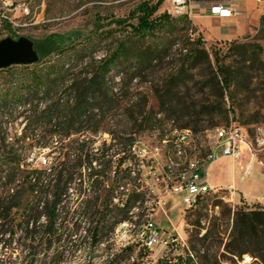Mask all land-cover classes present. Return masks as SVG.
<instances>
[{
	"label": "trees",
	"instance_id": "obj_1",
	"mask_svg": "<svg viewBox=\"0 0 264 264\" xmlns=\"http://www.w3.org/2000/svg\"><path fill=\"white\" fill-rule=\"evenodd\" d=\"M164 1H141L133 11L137 23L131 24V29L100 59L93 57L95 39L67 45L48 36L34 43L39 55L37 63L0 70L5 74L4 81L0 82V117L19 109L29 113L24 133L15 139L1 135L3 123H0V235L20 233L29 239L25 243V250L31 253L28 264L36 261V238H40L39 245H46L47 251L54 250L53 255L41 264H60L66 251L61 247L74 241L82 228L81 222L89 226L87 237L91 254L95 247L105 242V230L112 212L118 210L121 216L113 226L132 221L136 216L134 207L143 201L144 194L138 191L137 185L128 189L121 174L132 167V163L126 168L123 165L132 161L130 155L137 143L135 138H125L126 132L122 136L112 134L115 144L124 145V154L118 158L114 178L108 182L104 180V174L111 168V162L103 160L107 150L100 147L94 151L92 144L80 143L79 139H72L63 147L57 145L59 140L73 134L99 132L106 114L120 107L115 98V86L126 79L130 83L140 78L164 58L160 34L180 23L188 30L198 31L187 13L165 11L157 14ZM260 21L264 26V14ZM206 44L207 40L199 33L191 47L183 48L179 65L155 90L159 103L157 111L147 114L146 98L131 105L127 115L132 127L153 128L163 123L160 119L163 116L174 128L190 129L197 134L204 128V116L212 115L214 110L226 117L232 113L235 109L232 87L242 78V68L228 58L237 53L246 58L251 51L236 40L230 41L224 54L212 47L207 49ZM253 52L259 56L258 51ZM88 56L90 61H86ZM131 60L134 71L121 70L124 63ZM202 67L206 73L202 75L204 79L199 92L207 97L199 100L189 84L195 81L198 74L195 72ZM76 68L81 69L74 72ZM117 77L119 81H116ZM208 88L211 89L209 93ZM212 94L216 96L214 103L210 99ZM226 99L229 100L228 108ZM41 104L43 107L39 110ZM180 121L182 124L178 125ZM43 127H48L50 137L43 136L40 146L56 154L54 164L48 169H22L17 145L22 141H33L36 130ZM54 142H58L57 145H53ZM122 186L127 190H121ZM71 190H76L82 197L78 205L70 198ZM215 194L200 197L196 207L185 209L192 225L188 242L182 245L172 239L154 264H239L246 254L264 264V209L240 207L233 211L228 208L226 213L210 219L209 213L203 210L209 206L210 199L216 198ZM115 197L118 202H114ZM222 203V199H216L213 205L219 207ZM231 222L227 233L226 228L221 227ZM138 246L137 257H134ZM152 252L153 249L143 244L138 235L135 242L110 251L104 264H143ZM85 264L93 263L89 259Z\"/></svg>",
	"mask_w": 264,
	"mask_h": 264
},
{
	"label": "rangeland",
	"instance_id": "obj_2",
	"mask_svg": "<svg viewBox=\"0 0 264 264\" xmlns=\"http://www.w3.org/2000/svg\"><path fill=\"white\" fill-rule=\"evenodd\" d=\"M141 1L144 0H0V11L10 5H12L11 8L13 9L15 5L21 3L26 4L30 9L29 14L24 13V16L19 9H13L10 15L15 17L18 26L10 25L8 27L6 25L0 29V39L8 36L13 38L26 36L37 44L39 40L50 36L68 45L83 42L90 38L97 41V43L94 42L93 57L100 59L131 29V24L137 23V19L133 16V11ZM151 1L156 2L157 0ZM214 1L220 2L223 0ZM254 3L252 0V4ZM261 4H264V1ZM207 5L210 6L211 4ZM171 9V0H165L157 14ZM196 9L198 10V6ZM194 21L193 23L196 25ZM197 28L198 31L196 32L188 30L180 23L174 28H169L160 34L159 37L163 46L161 54L164 58L155 68L149 70L140 78L134 79L130 83L126 79L124 83L115 86V98L120 107L106 114L107 116L103 120L98 133L80 132L73 134L70 138L59 140V143H53V145H57L58 143L57 146L62 145L63 147L70 140L79 139L80 143L84 141L87 145L92 144L94 151L100 147L107 150L103 160L111 162V168L104 174V180L108 182L114 178V165L118 158L124 154V145L115 144V141L112 140V134L115 133L122 136L126 132L124 134L125 138L131 137L137 140V149L136 152L132 151L130 155L132 167L130 170L121 173L125 177L123 181L128 189L137 185L144 194L143 201H140L139 210H135L136 216L132 221L113 226L114 221L118 220L121 216L118 210L112 212L105 230L107 235L106 240L100 246L95 247L91 254H89L90 241L87 237L89 226L81 222L82 228L78 235L74 237V241L67 243L65 247H61L63 250L66 249V251L60 264H85L89 259L93 264H104L110 251H117L125 245L136 241L141 229L140 225L144 223V213L153 208L155 209L154 220L158 223L159 227H162L160 234L162 240L170 242L174 239L178 243L185 245L188 242L192 229L190 219L188 218L189 213H185L187 207L182 200V196L173 194L167 190L166 181L164 180V168L169 163L170 170H182L186 167L187 159L197 158L196 151L198 149L199 157H205L204 155L209 151L207 149L215 141L214 129L219 126L231 123L243 125L246 122L245 127L252 132L260 124H264V26L261 25L260 20L256 25H251L247 32L235 39L239 45H247L251 51L246 54V58L240 53H237L232 58H228V61L233 60L242 68V78L240 77L236 80L232 87L235 96V109L228 117L220 114L219 110H214L212 115L204 116V120L202 121L204 128L196 134L191 146H184V156L179 155L175 150L173 141L176 134L172 122L168 121L167 118L164 119L161 116L160 119L163 120V123H159V125H155L149 129L134 128L129 123L127 110L133 103L143 102L146 98L148 100L146 106L147 114L159 109L155 90L161 87L164 78L172 69H175L179 65L182 53L184 52L183 48L191 47L192 41L197 39L199 33L204 36L200 28L198 26ZM229 46L230 41L221 40H209L206 44L207 49L212 47V49L220 50L223 54L226 53ZM253 51H258L259 56L255 55ZM90 59L88 56L86 61H90ZM211 59L214 65L215 62L212 56ZM133 64V60L125 62L121 70L124 69L128 73H132L134 71L132 69ZM128 67H131V69L127 70ZM80 69L76 68L74 72H78ZM195 73L198 74H196L195 81L190 82L189 87L196 94V99L203 100L207 96L202 95L199 90L202 87L201 82L204 79L202 75L206 73V69L202 67ZM4 75L3 72L0 73L1 83L4 81ZM116 81H119V77H117ZM207 91L209 93L211 89L208 88ZM210 99L214 103L216 96L212 94ZM225 106L229 107L228 99H226ZM42 107L43 105L41 104L39 110ZM28 114L23 113V109H19L11 115L1 116L0 123H3L1 127L2 131L0 130L1 135L14 139L21 136L28 121L26 118ZM98 117L102 118L101 115ZM179 124H182L181 121ZM205 127L208 128L205 129ZM30 133L28 131V134ZM36 133L37 136L33 141H22L17 145L22 159V169H48L54 164L56 154L51 152L49 148L40 146L43 143V136L46 139L50 137L48 136V127L36 130ZM44 160H46V164H44ZM247 161L248 156H244L238 160L237 179L240 186H249L252 196H248L238 190L234 194H231L226 188H216L215 192H210L216 193V198L210 199L208 202L209 206L203 210L204 213H209L210 219L226 213L228 208H231L233 211L240 207L264 209L263 169L258 163H255L252 172L247 176L248 178L243 180L239 176L240 173L244 172ZM148 162L153 163L156 167L155 177L149 172V168L147 167ZM143 166L147 168H143ZM139 169H142V174L138 172ZM84 172L88 173V170ZM212 175V169L209 168L208 183L210 186L225 185L231 182L233 175V162L231 158L219 162V167L216 171V181H213ZM139 178L142 180H139ZM69 193L70 198L78 205L82 199L80 194L76 190H71ZM161 198L164 201V208L157 209L158 201ZM216 199H222L223 201L219 207H214L213 205ZM138 222H141V224H138ZM231 224L232 222L221 228H226L227 233H229ZM6 228L7 226L4 227V229ZM202 232L204 233L205 230ZM39 241L40 238H36L37 247L34 249L36 253L34 259L36 261L33 264H41L44 259L48 260L54 252L53 249L47 251L46 245H39ZM28 242L29 239L24 238L20 233L15 236L0 235V264H28L31 257V253L25 250V243ZM63 242L62 244H64ZM167 245L162 244V242L158 244L153 249L150 258L143 264L156 263L163 256ZM139 248L140 246L136 248L134 257H137ZM251 264H260V262L256 259Z\"/></svg>",
	"mask_w": 264,
	"mask_h": 264
},
{
	"label": "built area",
	"instance_id": "obj_3",
	"mask_svg": "<svg viewBox=\"0 0 264 264\" xmlns=\"http://www.w3.org/2000/svg\"><path fill=\"white\" fill-rule=\"evenodd\" d=\"M260 3L263 0H255ZM172 8L187 9L188 15L192 14V4L191 0H171ZM9 7L2 9L0 11V29L6 25L18 26V22L15 17L10 15V12L14 9H19L24 16V10H30L29 7L24 4H17L11 8ZM210 13L218 17H230L235 14V9L232 6L219 2L210 6ZM175 130V140L173 141L176 152L181 153L182 146H191L192 141L196 137V134L190 129H177ZM259 136V146L256 147V151H249V136H247V131L245 125L231 123L225 126H219L214 129V145L210 153L206 158H199V149L197 150V159L195 164L189 168L187 172L171 171L169 168V163L166 165L164 180L166 181L167 190L173 194H178L182 196V200L186 207H196L198 201H196V192L202 191H213L215 192L216 188H213L209 185L206 180V169L209 164L222 158V157H231L233 159L239 160L244 156H248V161L244 167V175H249L252 172L253 166L255 163L263 169L264 172V124H260V133ZM137 143L132 148L133 152H136ZM46 164V160L43 161ZM132 161L126 162L123 167L131 165ZM115 166V165H114ZM145 166H143L144 168ZM150 174L156 176V167L153 163H147ZM145 167V168H147ZM115 169V167H114ZM142 174V169L138 171ZM159 179L158 177H156ZM139 180H142L139 178ZM121 190L126 191L122 186ZM231 194L235 193V188L233 185L226 187ZM140 190V187L138 189ZM225 198V197H223ZM115 202H118V197L114 198ZM140 201L134 207L135 210H139ZM164 208V201L159 199L157 209ZM155 209L147 210L144 213V223L140 227H144V234H138L141 238L143 244H145L150 249H154L158 244L167 245L169 242L167 240H162L161 230L154 220ZM126 230V229H124ZM256 260L255 257L251 255H243L242 259L239 261V264H251Z\"/></svg>",
	"mask_w": 264,
	"mask_h": 264
},
{
	"label": "crops",
	"instance_id": "obj_4",
	"mask_svg": "<svg viewBox=\"0 0 264 264\" xmlns=\"http://www.w3.org/2000/svg\"><path fill=\"white\" fill-rule=\"evenodd\" d=\"M252 4V0H223L220 2L226 3L235 9V14L230 17H218L210 13V6L214 5L216 2L213 0H191L192 4V14L190 18L195 22V24L203 32L205 39L209 40H221V41H231L239 38L242 34L247 32L251 25H256L260 17L264 14V4L262 2ZM207 4H211L208 6ZM198 6V10L196 9ZM195 8V9H194ZM197 18V19H196ZM231 157H222L207 166L206 169V180L208 182V169H212V179L216 181V171L219 167V162L225 161ZM233 162V175L231 182L227 184H219L211 186L213 188H226L233 185L235 190L242 191L248 196H252L249 186L238 184V171L237 163L238 160L231 158ZM241 162V161H240ZM250 175V174H249ZM243 173H240V178L245 180L248 178ZM157 223V222H156ZM158 224V223H157ZM159 226V225H158ZM162 228V227H160Z\"/></svg>",
	"mask_w": 264,
	"mask_h": 264
},
{
	"label": "water",
	"instance_id": "obj_5",
	"mask_svg": "<svg viewBox=\"0 0 264 264\" xmlns=\"http://www.w3.org/2000/svg\"><path fill=\"white\" fill-rule=\"evenodd\" d=\"M39 61L34 41L26 36L0 39V70L13 65H32Z\"/></svg>",
	"mask_w": 264,
	"mask_h": 264
},
{
	"label": "bare ground",
	"instance_id": "obj_6",
	"mask_svg": "<svg viewBox=\"0 0 264 264\" xmlns=\"http://www.w3.org/2000/svg\"><path fill=\"white\" fill-rule=\"evenodd\" d=\"M29 10H24L25 14H29ZM169 12H171L172 14H184L187 13V9H179V8H172L171 10H169ZM188 14V13H187ZM190 16V15H189ZM246 131H247V136H249V151H256V147L259 146V136L258 133H260V126L256 127V129L252 132L249 131V129L247 127H245ZM173 145V144H171ZM214 143L212 144V146L207 149L209 150L208 153L211 152L212 148H213ZM172 149V148H171ZM170 150V149H169ZM197 152V151H196ZM172 153V152H170ZM178 153V152H177ZM201 153V152H200ZM208 153L206 155H204L206 158L208 156ZM181 156H184L185 154V148L184 146H182V150L181 153H178ZM205 154V153H204ZM177 155V154H176ZM178 155V156H179ZM180 156V157H181ZM186 156V155H185ZM194 156V155H193ZM196 157V156H194ZM185 158V157H184ZM200 158V157H199ZM197 158H190L187 159L186 162V167H184L182 170H180L179 172H187L189 170L190 167H192V165L195 164ZM172 163V162H171ZM179 163V162H178ZM170 165V164H169ZM171 171H174L171 169ZM211 191H202V192H196V201L199 200L200 197H203L207 194H209ZM139 234H144V227H141V229L139 230Z\"/></svg>",
	"mask_w": 264,
	"mask_h": 264
}]
</instances>
